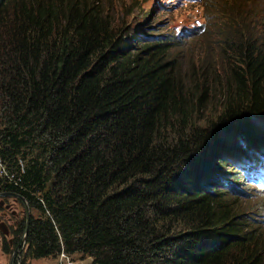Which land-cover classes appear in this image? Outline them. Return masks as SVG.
Wrapping results in <instances>:
<instances>
[{
    "label": "trees",
    "instance_id": "16d2710c",
    "mask_svg": "<svg viewBox=\"0 0 264 264\" xmlns=\"http://www.w3.org/2000/svg\"><path fill=\"white\" fill-rule=\"evenodd\" d=\"M123 1L0 0V193L31 213L3 254L264 264L235 197L264 167V0H205L191 56Z\"/></svg>",
    "mask_w": 264,
    "mask_h": 264
},
{
    "label": "rangeland",
    "instance_id": "374dc122",
    "mask_svg": "<svg viewBox=\"0 0 264 264\" xmlns=\"http://www.w3.org/2000/svg\"><path fill=\"white\" fill-rule=\"evenodd\" d=\"M117 1V0H113ZM182 1V2H181ZM263 3V0H255ZM203 3H207L205 0H124L128 12L132 8L131 16L126 19V22H136L133 24L134 30L139 29L141 23H146L144 27H149L148 33H151L150 38H156L159 36H165L174 39L175 41L185 43L187 45L179 46L175 49L177 54L192 55L197 47L198 40H189L188 34L191 35L202 25H209L207 19L208 11L205 9ZM124 7V8H125ZM119 10V9H118ZM120 13V10H119ZM207 13V14H206ZM115 17L119 18V14L115 11ZM191 32V33H188ZM188 33V34H187ZM148 34L142 33V37ZM199 35V34H198ZM173 52V51H172ZM179 52V53H178ZM216 105L208 108H214ZM214 116H210L209 119L213 120ZM201 127H206V124L200 122L198 124ZM2 167H0V178L3 174ZM228 178H233L227 176ZM239 183L238 189H236L235 197L238 199V203H241L245 207L247 212L251 215L255 221L260 222V228L264 230V192L257 189L254 183L248 180H237ZM0 217L3 213L4 219L0 221V264H9L15 248L10 254H3L2 244L3 238L5 241L12 242V231L15 230V223L21 221L24 217V209L20 202H13V200L6 198L0 199ZM245 205H244V204ZM253 208V209H252ZM3 211V212H2ZM8 218L11 220L9 221ZM9 221V222H8ZM263 225V226H261ZM24 239L21 237V240ZM24 241L21 242L23 247ZM21 252V248L15 255L14 262L17 255ZM54 260L43 259L30 261L28 264H53ZM75 264H90L91 259H80L79 257H73Z\"/></svg>",
    "mask_w": 264,
    "mask_h": 264
},
{
    "label": "water",
    "instance_id": "95a60500",
    "mask_svg": "<svg viewBox=\"0 0 264 264\" xmlns=\"http://www.w3.org/2000/svg\"><path fill=\"white\" fill-rule=\"evenodd\" d=\"M2 197H10V198H13L16 201H19L21 203V205L23 206V209H24V216H25V220H26V228H25V232H26L28 229L31 214H30V209H29L25 199L18 194H0V198H2ZM23 238L25 239V235L23 236ZM24 239H22L21 242L24 241ZM21 242L18 245V247L15 249V251L13 252V255L11 257L9 264H13L15 255L18 252V249H19V246L21 245Z\"/></svg>",
    "mask_w": 264,
    "mask_h": 264
},
{
    "label": "built area",
    "instance_id": "2783aa9c",
    "mask_svg": "<svg viewBox=\"0 0 264 264\" xmlns=\"http://www.w3.org/2000/svg\"><path fill=\"white\" fill-rule=\"evenodd\" d=\"M1 164V163H0ZM1 167V165H0ZM3 171V169H2ZM53 264H75L73 259L67 254L61 252L57 258L53 261Z\"/></svg>",
    "mask_w": 264,
    "mask_h": 264
},
{
    "label": "flooded vegetation",
    "instance_id": "af4514ba",
    "mask_svg": "<svg viewBox=\"0 0 264 264\" xmlns=\"http://www.w3.org/2000/svg\"><path fill=\"white\" fill-rule=\"evenodd\" d=\"M0 194H4V193H0ZM2 198H6V200H8V201H9V199H11V200H13V202H15V203L17 202L15 199L10 198V197H2ZM2 198H0V199H2ZM0 202H1V201H0ZM18 202H19V201H18ZM20 204H21V203H20ZM0 206H2V203H0ZM22 207H23V206H22ZM0 211H1V208H0ZM2 212H3V211H2ZM30 214H31V213H30ZM2 215H3V216L0 217V221H2V220L4 219V215H5V214L3 213ZM24 217H25V216H24ZM8 220L10 221L11 219L8 218ZM9 221H8V222H9ZM20 242H21V238H20ZM20 242H19V244H20ZM9 243H12V242L9 241ZM19 244H18V245H19ZM23 244H24V243H23ZM17 247H18V246H17ZM17 247H16V248H17ZM20 247H22V245L19 246V249H20ZM16 248H15V249H16Z\"/></svg>",
    "mask_w": 264,
    "mask_h": 264
},
{
    "label": "bare ground",
    "instance_id": "6f19581e",
    "mask_svg": "<svg viewBox=\"0 0 264 264\" xmlns=\"http://www.w3.org/2000/svg\"><path fill=\"white\" fill-rule=\"evenodd\" d=\"M182 2V1H181ZM171 40V39H170ZM258 172V171H257ZM260 172V171H259Z\"/></svg>",
    "mask_w": 264,
    "mask_h": 264
}]
</instances>
